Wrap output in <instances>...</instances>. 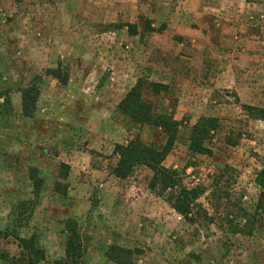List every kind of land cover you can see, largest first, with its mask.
<instances>
[{"label": "rangeland", "instance_id": "rangeland-1", "mask_svg": "<svg viewBox=\"0 0 264 264\" xmlns=\"http://www.w3.org/2000/svg\"><path fill=\"white\" fill-rule=\"evenodd\" d=\"M55 69L60 80L46 75ZM141 79L169 88L144 99L180 124L164 166L186 189L204 190L193 224L173 209V193L150 189L149 169L113 172L118 145L165 142L119 111ZM34 83L38 101L26 105L19 89ZM2 93L0 264L28 262L18 239L32 236L45 252L39 264L64 260L69 219L85 264H115L106 258L114 245L142 250L136 264H264V189L255 184L264 122L242 108H264V0H0ZM202 118L219 121L209 155L189 150ZM61 164L70 167L66 197L54 190ZM33 176L43 180L37 194ZM243 226L251 236L234 234Z\"/></svg>", "mask_w": 264, "mask_h": 264}, {"label": "trees", "instance_id": "trees-1", "mask_svg": "<svg viewBox=\"0 0 264 264\" xmlns=\"http://www.w3.org/2000/svg\"><path fill=\"white\" fill-rule=\"evenodd\" d=\"M127 27L131 35L135 36L138 34L136 25L130 24ZM164 29L165 26L158 30L153 29L150 25L146 27L147 32H162ZM46 75L57 80L61 79V72L58 69L48 70ZM147 89L159 95L168 92L169 88L158 83L147 84L146 81L141 79L121 101L118 107L119 111L135 124L161 130L165 142L162 147H156L147 145L140 138H136L127 145H118L115 148V154L118 155L119 160L113 172L118 178L127 179L138 167L142 166L149 169L153 174L150 181V189L162 196L173 193L171 195L173 209L188 223L193 224L196 222V213H198L199 209H202L198 204V200L204 194V190L202 188L186 189L182 186L179 173L164 166V162L173 151L178 140L180 124L171 115L157 114L155 112L153 106L144 99V93ZM19 92L22 95L24 104L35 105L38 101L40 89L34 83L28 87H21ZM4 96L5 94H0V101ZM242 108L250 119L264 122V108L247 105H243ZM218 127V119H200L191 131L190 152L197 155L211 154V150L206 144L211 140L212 134L215 133ZM69 170L70 167L68 165L61 164L59 172L61 181L56 182L54 187L55 192L63 197L68 194V184L63 181L69 178ZM32 178L37 194L40 192L43 180L37 176ZM255 184L261 190L264 189V166L257 174ZM261 198H264V193L261 194ZM28 205L29 201L24 202L21 208H25ZM233 232L236 235L251 236L253 230L243 226L236 227ZM66 234L65 259L57 261L55 264H85L86 247L78 230V224L74 219H69L66 222ZM18 240L23 252L28 257L27 262V258L23 253L24 257L18 264H39L44 261L45 252L38 246L35 236L28 239L19 238ZM143 254L140 249L114 245L107 250L106 258L115 264H136L137 258Z\"/></svg>", "mask_w": 264, "mask_h": 264}, {"label": "crops", "instance_id": "crops-1", "mask_svg": "<svg viewBox=\"0 0 264 264\" xmlns=\"http://www.w3.org/2000/svg\"><path fill=\"white\" fill-rule=\"evenodd\" d=\"M160 6H162V5H160ZM116 21H117V19L112 20V22H116Z\"/></svg>", "mask_w": 264, "mask_h": 264}]
</instances>
